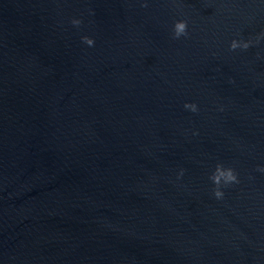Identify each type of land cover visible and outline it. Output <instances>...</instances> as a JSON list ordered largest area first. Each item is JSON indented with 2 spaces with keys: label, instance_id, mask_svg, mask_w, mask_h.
Segmentation results:
<instances>
[{
  "label": "water",
  "instance_id": "1",
  "mask_svg": "<svg viewBox=\"0 0 264 264\" xmlns=\"http://www.w3.org/2000/svg\"><path fill=\"white\" fill-rule=\"evenodd\" d=\"M262 35L264 0H0V264H264Z\"/></svg>",
  "mask_w": 264,
  "mask_h": 264
},
{
  "label": "clouds",
  "instance_id": "2",
  "mask_svg": "<svg viewBox=\"0 0 264 264\" xmlns=\"http://www.w3.org/2000/svg\"><path fill=\"white\" fill-rule=\"evenodd\" d=\"M142 6L147 7V3ZM71 23L74 26H79L82 24L81 19L73 18ZM173 35L175 39H179L182 36L188 35V21L187 20H178L175 22L173 26ZM264 38V35L258 37L255 43H259L260 39ZM82 42L87 44L88 46H94L95 40L89 36H83ZM253 44L252 40H243V39H234L230 44V51H235L237 49L247 50ZM185 109L191 110L192 112H198L199 107L196 103H186L184 105ZM259 171H264V167H259ZM180 177L184 175V170L181 169ZM209 179L212 181L214 188L213 194L217 199L224 198L223 188L229 187L233 184L239 183V176L236 170L233 167L225 166L223 163H217L215 170L209 176Z\"/></svg>",
  "mask_w": 264,
  "mask_h": 264
}]
</instances>
